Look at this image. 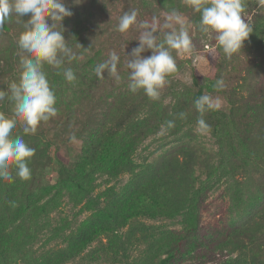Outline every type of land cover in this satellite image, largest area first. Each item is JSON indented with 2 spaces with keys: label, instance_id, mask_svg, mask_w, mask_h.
<instances>
[{
  "label": "rangeland",
  "instance_id": "1",
  "mask_svg": "<svg viewBox=\"0 0 264 264\" xmlns=\"http://www.w3.org/2000/svg\"><path fill=\"white\" fill-rule=\"evenodd\" d=\"M77 2L64 0L73 15L65 17L62 22L64 25L65 21H71L64 27L66 33L64 36L67 45L76 53L77 59L71 62L65 60L59 69L47 64L43 66L46 78L56 96L54 106L57 114L49 121L41 122L34 134H25L20 122H17L15 134L22 137L25 143L34 149V155L28 161L30 176L26 180L21 179L16 175L15 168H12L10 171L13 183H8L5 188L0 185V216L5 214L8 217L12 216L7 223V230L19 238V243H13L11 248L13 251L18 250V244L21 248L14 255L17 259L15 264H34L42 260L49 249L67 246L68 237L76 233L95 210L104 207L105 189L114 187L118 190L129 180V174L113 178L106 171H97L94 173V189L89 194L82 196L78 193L79 190L73 192L67 189L58 199L56 193L58 190L56 186L61 178L69 182L70 177L73 176L75 164L82 155L83 136L86 130L98 122L102 117V111L110 107L109 103L117 104L119 94H131L135 99L147 98L146 107L140 117L146 118L151 113L159 121L162 116L166 120L173 121L172 127L161 122L159 129L138 145L133 155L138 164L144 167L154 164L181 143L191 141L203 156H208L210 161L217 165L220 161L218 154L220 145L217 138L210 131L202 132L198 119L190 117V114L196 110L192 99L199 88L194 81V75H197L199 86L205 89L203 95H209L214 100L218 98L221 104L218 110L228 113L230 110L228 99L219 89L212 91L210 82L214 79L229 80V77L244 74L248 66L260 61L257 55L264 60V45L261 44L264 42L260 41L264 38V0H242V16L250 27L260 25L261 34L257 33L254 39L245 40L243 47L231 57L226 56L218 45L215 39L216 33L201 31V15L188 4L187 0H80L79 3ZM173 9L185 17L192 51L183 53L175 49L170 50L177 71L166 77L159 99L153 100L143 89L135 92L130 90L129 69L126 67L129 59L127 52L138 44L137 40L143 29L132 26L129 30L120 32L118 24L126 12L135 10L138 21L151 23L156 20L162 25L165 22L163 13ZM27 20L28 17L21 19L12 14L0 28V91L5 93L4 99L0 100V113L9 118H14L15 108V102L10 99L9 85L18 83L22 72L20 58L26 53L20 48L18 41L20 34L27 30ZM179 27L175 25L177 30ZM57 30H63L60 23H57ZM164 31L170 29H164L159 33L161 39ZM113 51L120 57L117 65L121 77L119 81L106 71L103 77L99 78L94 71L98 64L109 59ZM150 54V52L143 53V55ZM86 61L89 62V68L92 66L90 78L95 80V84L92 88H87L84 93H77L73 85L64 77L63 70L71 68L73 72L79 71ZM261 66L264 68V63ZM252 78L255 81H264V70L253 72ZM238 82L236 78L230 85L235 86ZM244 93L249 96L251 90H246ZM180 102L185 108L179 107ZM154 103L155 108L152 109ZM180 109L186 114V118L182 121L179 115ZM65 112H69V115ZM156 122H153L152 126ZM175 123L177 125H174ZM73 136L75 139H71ZM251 169L249 175L245 172L237 175L240 183L228 176L216 180L218 172H215L211 179V183L214 184L202 202L194 201L190 207L171 217L142 218L146 224L159 227L158 237L162 235L166 238L163 246L156 247V258L165 257L169 251L176 250L179 254L173 264H214L230 255L229 251L217 248L218 238L220 240L222 237H230L239 245L246 242L248 244L250 238L244 227L264 220V217L259 218L257 215L264 206V198L260 197L256 201V198H253L257 193L264 192V162L257 168L252 165ZM206 171L205 167L195 170L196 186L207 178ZM237 191L241 193V199L236 203L233 197ZM50 200L58 202L52 204ZM21 205L28 208L23 216L14 213V210ZM32 207L35 209L34 212ZM258 235L260 241L264 243V221ZM101 239L103 242L107 240L99 237L68 264H76L80 256L98 246ZM175 239H178V242ZM172 244H176L177 249L170 247ZM141 246L143 249L146 247L145 244ZM139 252L140 250H136L131 253L129 260L133 261ZM238 253L239 249H236L231 256H236ZM91 264L123 263H105L97 260Z\"/></svg>",
  "mask_w": 264,
  "mask_h": 264
},
{
  "label": "trees",
  "instance_id": "2",
  "mask_svg": "<svg viewBox=\"0 0 264 264\" xmlns=\"http://www.w3.org/2000/svg\"><path fill=\"white\" fill-rule=\"evenodd\" d=\"M69 22L71 21H65L63 26L66 27ZM251 29L247 40L254 39L257 33L261 34L260 25L251 26ZM260 41L264 42V38ZM257 56L260 61L248 66L244 74L234 75L229 77V80L224 79L226 87L219 90L230 103L228 113L208 110L201 116L195 108L190 114L195 120L202 118L209 125V131L217 138L220 145V161L217 165H214L208 156H203L191 141L181 143L154 164L145 167L138 164L133 158L138 145L148 135L156 132L161 122L168 124L169 120L162 116L159 121L151 113L146 118L140 117L146 107V97L135 99L131 94L121 93L117 104L109 103L110 107L102 111L98 122L86 130L82 155L75 164L73 176H69V182L61 178L56 186V193L58 199L67 189L73 192L79 190L78 193L82 196L89 194L94 189V173L97 171H106L113 178L129 174L130 178L118 190L114 187L105 189L104 207L95 210L79 230L68 237L67 246L49 249L44 258L34 264H68L99 237L107 239L106 242L101 239L98 246L80 256L76 264H91L97 260L123 264H173L179 253L173 250L165 257L156 258L155 249L157 246H163L166 238L162 235L158 237L159 227L146 224L142 218L171 217L190 207L194 201L202 202L214 184L211 179L215 172H218L216 180L228 176L240 183L237 175L242 172L249 175L252 165L256 168L263 165L264 81H255L252 74L264 70L261 66L264 60L260 55ZM82 66L87 72L85 73L83 68L75 70L76 79L69 82L77 93H84L95 84V80L90 78L92 66L89 68L87 61ZM236 78L239 82L231 86ZM217 80L210 82L212 91L215 90L213 85ZM194 81L199 88L192 99L193 102L205 91L203 86H199L196 74ZM246 90H251L249 96L244 93ZM178 105L185 108L181 102ZM154 106L155 103L151 108H155ZM179 113H183V109H180ZM65 114L69 115V112ZM185 118L180 119L182 121ZM181 121L179 123L182 124ZM153 122H156L154 126ZM202 167H205L208 175L196 186L195 170ZM8 183L13 182L0 179V185L4 188ZM263 194L264 192L257 193L253 198H256L255 201L260 197L264 198ZM233 199L237 203L241 199V193L235 192ZM57 200L50 202L57 204ZM32 210L34 212V207ZM27 211L28 208L21 205L14 213L23 216ZM257 215L259 218L264 217V206ZM11 217L6 214L0 216V264H15L17 259L14 255L21 250L20 244L17 245L18 250L13 251L11 248L13 243H19V238L7 230ZM263 221L244 227L250 238L248 244L246 242L239 245L230 237H222L220 240L218 238L217 248L229 251L230 255L214 264H264V243L258 235L262 230ZM175 240L178 242V239ZM143 244L146 245L144 249L141 246ZM170 247L177 249L176 244ZM236 249H239V253L231 256ZM136 250H140L139 254L130 261L131 253Z\"/></svg>",
  "mask_w": 264,
  "mask_h": 264
},
{
  "label": "clouds",
  "instance_id": "3",
  "mask_svg": "<svg viewBox=\"0 0 264 264\" xmlns=\"http://www.w3.org/2000/svg\"><path fill=\"white\" fill-rule=\"evenodd\" d=\"M187 2L201 15V31L216 33L215 39L226 56L231 57L243 47L252 29L242 16V0H187ZM12 14L21 19L28 17V20L27 30L20 34L18 41L20 48L26 53L20 58L22 66L20 79L18 83L9 85L10 99L15 102L14 118L0 113V179L6 181L13 179L10 171L12 168H15L16 175L21 179H28L30 176L28 161L34 155V149L15 134L17 122H20L25 134H34L41 122H47L57 114L54 106L56 96L43 71L44 64L59 69L65 60L71 62L77 59L76 53L67 45L64 36L62 22L65 17L73 15L64 0H0V28ZM137 16L135 10L126 12L118 24L120 32H125L132 26L143 29L137 40L138 44L127 52L129 88L133 92L143 89L149 98L156 100L159 99L160 90L166 83V77L177 71L170 50L190 53L191 38L185 26V17L175 9L163 13L165 22L162 25L156 20L151 23L138 21ZM56 22L60 23L64 31L57 30ZM175 25L180 26L179 30ZM164 29L170 31H164L161 39L159 33ZM146 52L151 54L143 55ZM119 61L120 57L116 52H111L108 60L95 67L97 77L102 78L106 71L119 81L121 79L117 70ZM63 74L69 82L76 79L71 68H65ZM213 87L223 89L226 85L223 79H218ZM4 97L5 93L0 91V100ZM194 103L201 116L208 110H218L221 107L219 99L214 100L209 95H201ZM179 115L181 118L186 116L185 113ZM198 125L202 132L210 130L202 118L198 120ZM168 126L172 127L173 121H168Z\"/></svg>",
  "mask_w": 264,
  "mask_h": 264
}]
</instances>
